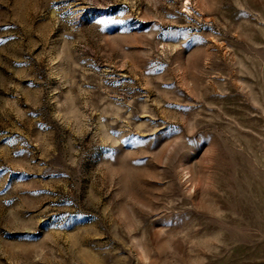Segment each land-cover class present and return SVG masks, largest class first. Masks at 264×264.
Masks as SVG:
<instances>
[{
	"label": "rangeland",
	"instance_id": "obj_1",
	"mask_svg": "<svg viewBox=\"0 0 264 264\" xmlns=\"http://www.w3.org/2000/svg\"><path fill=\"white\" fill-rule=\"evenodd\" d=\"M0 264H264V0H0Z\"/></svg>",
	"mask_w": 264,
	"mask_h": 264
}]
</instances>
